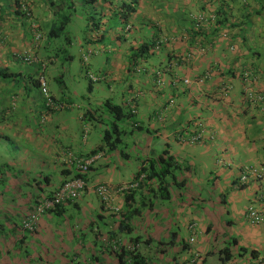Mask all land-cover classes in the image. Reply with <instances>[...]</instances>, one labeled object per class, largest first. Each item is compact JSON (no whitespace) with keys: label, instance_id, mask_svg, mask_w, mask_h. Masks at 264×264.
Segmentation results:
<instances>
[{"label":"crops","instance_id":"obj_1","mask_svg":"<svg viewBox=\"0 0 264 264\" xmlns=\"http://www.w3.org/2000/svg\"><path fill=\"white\" fill-rule=\"evenodd\" d=\"M52 3L0 0V144L12 154L11 159L0 155V163L7 160L14 165L21 186L28 174H20L19 169L49 175L55 185L61 182L63 165L76 166L95 151L93 157L98 158L74 210L59 219L43 215L34 233L22 228V217L29 210L27 197L21 198L15 184L12 191L5 190L0 211L10 218L4 223L9 240L0 239V264H15V257L20 261L24 256L37 264L47 254H53L48 258L54 264H66L75 253L88 264H116L109 250L120 242L128 244L131 237L152 242L147 248L155 264L191 260L221 264L219 251L227 245L236 256L235 264H253L251 252L264 263V222L253 225L245 216L250 207L264 212V103L257 100L264 95V0H140L132 17L139 29L133 27L125 42L107 48L85 43L84 21L79 17L65 30L68 44L64 35L48 38L60 13ZM223 3L227 25L213 32L210 23L201 29L203 36L190 37L193 17L207 14L215 20ZM27 8L30 17L23 14ZM36 35L41 36L39 42ZM152 39L165 40L162 48L186 63L178 65L175 59L170 65L161 57L129 69L131 47ZM27 54L33 61L24 63L19 58ZM39 65L42 69L37 73ZM158 65L173 74L163 75L161 83L154 77ZM210 69L211 77L200 82ZM42 75L61 105L55 113L47 112L36 83ZM90 77L96 78L91 85ZM107 100L137 108L130 125L118 124L120 141L114 148L102 141L103 130L112 124L103 108ZM83 110H93L96 123L87 124ZM133 121L141 131L131 127ZM197 130L201 142L182 139ZM165 150L180 165L170 201L140 190L135 208L149 199L153 204L130 219V235L119 231L114 218L113 223L109 217L101 220L108 214L102 215L95 188L130 182L148 159ZM245 168H262L261 180L240 186L238 178ZM64 222L74 223L80 233L85 225V233L77 238L69 224L66 241L58 235ZM44 230L53 232V243L38 258L37 251L42 250L41 244H34L35 237ZM59 241L69 243L55 244ZM22 249L31 252L19 256Z\"/></svg>","mask_w":264,"mask_h":264},{"label":"trees","instance_id":"obj_2","mask_svg":"<svg viewBox=\"0 0 264 264\" xmlns=\"http://www.w3.org/2000/svg\"><path fill=\"white\" fill-rule=\"evenodd\" d=\"M56 1L57 2L54 3V1L51 0V2H53L52 5H55L54 8L58 7V10L60 12L58 15L59 17L57 26L55 28L50 29L48 31L47 36L48 38H59L61 37V35H64L66 44H68L67 41L69 39L66 38L65 30L74 17L82 18V20L84 21L83 35L85 43L92 46L97 45L103 48H107L113 46L114 44L118 45L119 43L125 42L127 34L129 32L134 31V29L132 28L136 27L135 29H139L140 26V24L135 26L132 20V17H134V14L137 12V7L139 6L140 0H60L61 6H57L59 0ZM221 5V8L217 11L218 16L215 20H210L206 25L202 24L203 26L201 25L198 28H196L198 24L195 21L193 22V31L189 33L190 37L194 36V38H197L203 36L205 32H203V30L201 29H203V27L208 26L210 23L213 24V32L218 31L220 28L227 25V6L224 3ZM29 12L30 11L27 8L23 11V14H27L30 17ZM52 12L54 13L53 10ZM194 40L195 39L190 38L189 41L192 42ZM161 44L162 42H160L159 40L152 39L149 41L139 42L138 46H132L129 51L130 56L127 61L129 69H133L137 62L142 61V63H144L148 62L149 59L157 60L161 57L162 59L165 58L170 65L172 64L171 62H173L175 59L177 61H175L174 63H177L178 65H184L186 63V61L182 58L180 59L179 57L167 53L166 50L162 48ZM19 59H21V57ZM66 60L69 59L66 58ZM167 66L169 67L168 64ZM41 69L42 65H39L35 70H37L38 73V71L41 72ZM166 70V68L160 65H158V67L155 69L154 77L156 80H158V83H161L165 76L169 77L173 75L170 72H166ZM205 73H209V77H211L212 75L211 69L206 70ZM163 75L165 76L162 77ZM204 75H202L200 78H203ZM41 78L44 79L43 75L36 79V83L40 89ZM99 78L100 77L98 76V80ZM207 79L208 78H206L205 80ZM90 81L91 83L89 84L91 85L92 79H90ZM45 83L47 82L45 81ZM90 85L88 88L89 92L91 91ZM48 95L49 99L51 100V104L48 105L47 100H45L47 112L55 113L60 110L58 109V107L60 108L61 105L59 102H57V99H55L51 95L49 91ZM132 105L131 103L118 104L110 100L104 102L103 108L106 110L107 114L110 115V117L112 118V124L102 132L103 146H106L107 148H114L113 146H115V144L120 141L121 133L119 132L118 124L127 123L128 125H130V121H132V119L136 117L137 108L136 105ZM83 119L87 121V124L89 125L94 124L97 121L93 110H83ZM131 127L135 130L139 129V131H141V127L139 126L137 121H133ZM200 131L201 130H197L194 135L196 136L200 134ZM113 135L117 137L115 138ZM194 135H190L187 136V138L182 139H187V141L192 142L190 138ZM201 141L202 140H200L199 142ZM96 153L97 151L93 152L89 156L92 157ZM0 155L9 156V159L12 158L11 152L9 150L6 151L4 148H2L1 144ZM91 167L92 165L88 167V170L86 172H82L73 164H65L60 168L59 171L61 182L60 184L57 183L55 185L52 183V181H50L49 175L41 174V172H36L32 170L28 173L26 169H19V171L21 172L20 174H28L24 176V183L23 186H21V184L18 183V178L15 173L16 170L14 169V165L11 162L5 160L4 162L0 163V196L4 194L6 189H9L15 184L18 190V194L21 193V198L24 199L25 197H27L25 201L26 204H28L27 209L29 210L22 217V220H25L31 215L34 210L39 207V205L43 204L44 201L48 200L53 202L55 198V193L67 181L78 178L82 179L86 184ZM179 169V163H177L175 158L171 156L170 152L167 150L163 151L162 154H159L157 157L148 159L147 162L142 165L137 175L130 182H127H136L138 184L136 188L126 190L120 189V186L117 187L118 193L116 194V202L114 200V205L117 207V211H108L105 208L104 204L101 203L98 199L102 215H104V213L108 214L104 215L105 218L103 216L101 220L109 217L108 221H111L113 223L112 218H114L117 221L116 223L118 225L117 227L119 231L126 235H130L133 231L130 219L134 218L135 215H139L140 209H142L143 207H150L153 204L151 202V199H149L148 203L140 204L138 208H135L138 205V192L140 190H146L150 195L153 194L155 198L157 197V200L159 201H170L171 186L176 183L175 173ZM10 173H12V177L8 176V174ZM31 174H34L33 176L35 177L29 178ZM154 185H156V188H154ZM112 189L115 188L113 187ZM79 198L80 196L77 198V200ZM77 200H67L61 201L59 203H54L50 209L45 210L44 215L48 214L50 216H53L55 219L62 218L64 214H66L68 211L74 210V207H76L77 205ZM133 204L135 205V209H132ZM40 218L36 222L35 229L33 231L26 230V232H36V227L39 223ZM6 220L10 221V218H8V214L4 213L3 211H0V239L8 238V234L6 233L7 229L4 226V223L7 222ZM101 225H106V223H101ZM175 239L176 236L175 234H173L171 238L172 244L175 243ZM8 240L9 238L6 241ZM120 243L121 245H119L117 248H111L109 250V257H111L116 262V264H155L152 254L150 253L149 248H147L148 245L150 246V244H152L149 239L131 237L130 242L128 244H124L122 242ZM229 246L230 245H227L219 251V260L221 264H224L227 261L235 262L236 256L231 252ZM75 254L69 255V261L66 264H88L78 259L79 255ZM250 256L253 264H264L263 261L259 259L258 253L251 252ZM197 257L198 255H196V258ZM194 262V260H191L188 262V264H194Z\"/></svg>","mask_w":264,"mask_h":264},{"label":"built area","instance_id":"obj_3","mask_svg":"<svg viewBox=\"0 0 264 264\" xmlns=\"http://www.w3.org/2000/svg\"><path fill=\"white\" fill-rule=\"evenodd\" d=\"M193 19L198 24V26L196 27L198 28L205 22H208L209 20H213L214 16H210L207 14H198L194 16ZM40 40H41V36L36 35L35 41L39 42ZM21 60L24 63H28V62L33 61V57L32 55L27 54L25 56H21ZM244 75L247 76V73H245ZM208 77H209V73H205L204 77L200 80V82H203ZM90 79H92V81L96 80V78L94 77H90ZM40 83H41V93L44 96L45 100H47V104L50 105L51 100L49 99L48 89H47L45 80L41 78ZM257 100L260 102H264V95L257 96ZM199 138H200L199 135H197V136L191 137L190 140L192 142H196L199 140ZM97 158L98 157L92 156L90 158H87L86 160L77 161L76 168H79L82 172H86L88 170V167L92 165ZM253 172H256V170H253ZM246 179H247L246 175H243L241 177V181H246ZM137 185L138 184L136 182L125 183L120 186L121 187L120 189H126V190L132 189V188H136ZM85 187H86V184L82 179L77 178V179L67 181L55 193V198L53 202L48 201V200L44 201L43 204L39 205V207L36 210H34L28 218L23 220L22 228L25 231L26 230L33 231L35 229L36 222L42 215H44L45 210L50 209L54 203H59L61 201H67V200H77V198L81 196V194L83 193ZM95 192L100 202L104 204L105 208L108 211H117V207L114 205L113 202H114V197L118 193V188L112 189L111 187L102 184L95 188ZM246 219L250 224L259 225L264 222V213H259V212H256L255 210L250 209L246 215ZM192 240L193 239H191V241ZM224 264H235V263H233L232 261H227Z\"/></svg>","mask_w":264,"mask_h":264},{"label":"rangeland","instance_id":"obj_4","mask_svg":"<svg viewBox=\"0 0 264 264\" xmlns=\"http://www.w3.org/2000/svg\"><path fill=\"white\" fill-rule=\"evenodd\" d=\"M136 150H137V148H136ZM10 190L12 191V188H10ZM58 222H60V220H58ZM69 224L72 226V230L74 231V235L77 237V238H79V237H81L82 235H81V233L82 234H84L85 233V225L82 227L83 229L81 230V233L80 232H78L76 229H74L73 228V225H74V223H71V222H64L63 223V225H62V229H60L59 231V233H58V235H60V237H63V238H65V240H66V237H67V235H65V230H66V228H67V226H69ZM75 226V225H74ZM40 237H35L36 238V242L34 243V244H41V250L42 249H46V251L48 252L49 251V247L47 246V244L48 243H53V232H50V231H45L44 230V232H41L40 234ZM67 241V240H66ZM67 243H69V242H62V241H59V242H57V243H55V244H67ZM40 248V247H39ZM23 251H25V252H31V249H22V251L21 252H19V256L20 255H22L23 254ZM37 253H39V256H38V258L39 257H43V250H42V252H40V251H37ZM51 255H53V254H47L46 256H45V259L47 258V260H45L44 258L42 259V260H38L37 261V264H54V261H53V259H49L48 257H50ZM16 258V262L17 263H15V264H34V258L32 259L31 257H23V259H21L20 261H19V259H17V257H15ZM37 258V259H38ZM13 259V261H14V258H12Z\"/></svg>","mask_w":264,"mask_h":264},{"label":"clouds","instance_id":"obj_5","mask_svg":"<svg viewBox=\"0 0 264 264\" xmlns=\"http://www.w3.org/2000/svg\"><path fill=\"white\" fill-rule=\"evenodd\" d=\"M194 18V17H193ZM210 21V20H209ZM208 21V22H209ZM160 42H164L165 40H159ZM245 74V73H244ZM245 76V75H244ZM246 77H248V73H247V76ZM209 78V77H208ZM188 82V81H187ZM157 83H158V80H157ZM259 96H261V95H259ZM169 103H171V102H169ZM264 103V102H263ZM199 135V140L198 141H196V142H199L200 140H202L203 139V137H202V134H201V132H200V134H198ZM195 136V135H194ZM197 136V135H196ZM191 137H193V136H191ZM253 170H256V172H253ZM263 171V169L262 168H245L244 170H243V172L241 173V175L239 176V178H238V184L240 185V186H245L246 184H248L250 181H259V180H261V178H262V172ZM243 175H246L247 176V179H246V181H241V177L243 176ZM262 197H264V193L262 194ZM114 203V202H113ZM250 209H252V210H255L254 208H252V207H250V208H248L247 209V212H246V214H245V216L247 215V213H248V211L250 210ZM256 212H259V213H264V212H260V211H258V210H255ZM247 220V219H246ZM262 224V223H261ZM233 262V261H232ZM234 263V262H233Z\"/></svg>","mask_w":264,"mask_h":264}]
</instances>
